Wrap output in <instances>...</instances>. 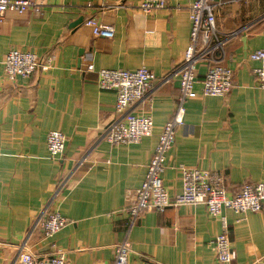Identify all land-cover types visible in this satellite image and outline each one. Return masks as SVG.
<instances>
[{
  "label": "crops",
  "instance_id": "1",
  "mask_svg": "<svg viewBox=\"0 0 264 264\" xmlns=\"http://www.w3.org/2000/svg\"><path fill=\"white\" fill-rule=\"evenodd\" d=\"M33 1L39 11L0 15V264H19L21 250L46 259L56 249L70 264H115L124 241L131 247L126 264H264V202L258 212L224 209L214 216L195 204L131 219L136 192L178 104L174 72L191 41L192 0H167V8L152 13L139 8L142 0ZM223 2L216 9L221 45L214 39L198 63L184 124L166 155L162 178L172 196L183 190L182 166L222 174L230 195L264 181V89L254 74L259 63L250 59L264 49V0ZM87 18L113 26L115 36H94ZM13 49L52 55L53 66L10 80L1 62ZM215 64L233 70L234 86L226 95L206 96L202 82ZM141 67L158 81L152 100L133 109L153 118V133L138 143L112 144L102 135L119 118L117 93L100 87L99 72ZM51 130L67 137L55 159L47 147ZM49 203L68 220L53 238L32 233ZM222 217L229 263L218 260L215 248Z\"/></svg>",
  "mask_w": 264,
  "mask_h": 264
},
{
  "label": "built area",
  "instance_id": "2",
  "mask_svg": "<svg viewBox=\"0 0 264 264\" xmlns=\"http://www.w3.org/2000/svg\"><path fill=\"white\" fill-rule=\"evenodd\" d=\"M224 4L223 0H192L189 12L192 20L191 41L183 60L175 69L179 76L180 95L172 118L164 125L159 142L147 166V174L135 195V202L130 210L131 219L141 217L151 210H164L170 206L203 204L210 214L220 216L224 209L236 213L262 210L264 202V181L245 184L237 193L230 195L222 174L198 168L182 166L183 190L171 195L162 178L166 155L174 147L176 130L184 124L186 114L185 102L192 96L197 82L198 63L203 61L212 50L213 40L218 41L216 9ZM168 6L167 0H142L139 8L145 13H152ZM39 11L40 5L33 0H0V15L13 11L20 14ZM84 23L92 28L96 37L113 38L115 28L109 24L87 18ZM250 59L259 63L254 69L259 87L264 89V49L250 54ZM10 80L28 77L38 70L53 66V56H39L30 51L13 49L1 62ZM88 65L87 70H93ZM99 84L102 89L114 90L117 93L115 111L119 114L103 133L102 139L112 144L138 143L142 138L153 133V118L134 111V106L146 98L152 100L158 77L146 67L136 70L102 69L99 72ZM163 78L162 81H167ZM203 94L206 96H223L234 86V73L231 68L222 64L210 66L203 79ZM67 137L60 130H51L47 135V147L51 158H58L66 148ZM223 232L215 240L218 260L229 263L233 260L228 238V222L222 217ZM68 223L67 218L51 210L50 203L36 220L32 233L40 230L45 238H53ZM55 247V244L52 245ZM131 251L128 241L122 242L116 250L115 264H126ZM19 264H70L66 253L56 249L51 257L39 259L30 251H20Z\"/></svg>",
  "mask_w": 264,
  "mask_h": 264
},
{
  "label": "water",
  "instance_id": "3",
  "mask_svg": "<svg viewBox=\"0 0 264 264\" xmlns=\"http://www.w3.org/2000/svg\"><path fill=\"white\" fill-rule=\"evenodd\" d=\"M81 22H83V18L76 20L75 22L72 23L71 26H76V25L80 24Z\"/></svg>",
  "mask_w": 264,
  "mask_h": 264
}]
</instances>
